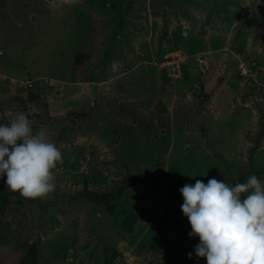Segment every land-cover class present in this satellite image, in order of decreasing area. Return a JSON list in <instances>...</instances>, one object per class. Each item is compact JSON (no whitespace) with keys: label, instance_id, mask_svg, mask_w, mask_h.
I'll use <instances>...</instances> for the list:
<instances>
[{"label":"rangeland","instance_id":"374dc122","mask_svg":"<svg viewBox=\"0 0 264 264\" xmlns=\"http://www.w3.org/2000/svg\"><path fill=\"white\" fill-rule=\"evenodd\" d=\"M243 10L244 24L232 27ZM228 32L241 51L223 62L232 92L209 103L219 113L195 99L211 101L215 88L186 92L184 79L162 78L149 65L167 49L226 43ZM263 48L264 0H0V74L43 80L29 117L15 100L20 91L0 80V188L3 160L14 162H5L10 185L1 189L0 264L16 263L23 252H14L33 239L36 264H101L94 259L102 261L104 246L119 253L113 264H264ZM211 64L209 75L221 56ZM240 64L253 89L238 77ZM33 163L47 176L31 184ZM147 169L162 185L154 195L132 180ZM92 173L83 187L82 175ZM123 176L129 187L105 203L80 194L115 195ZM140 202L143 231L124 239L105 208Z\"/></svg>","mask_w":264,"mask_h":264},{"label":"trees","instance_id":"16d2710c","mask_svg":"<svg viewBox=\"0 0 264 264\" xmlns=\"http://www.w3.org/2000/svg\"><path fill=\"white\" fill-rule=\"evenodd\" d=\"M154 29L156 30V28H154ZM165 33H166V36L168 34H170L169 32H165ZM179 35L183 37L182 30L179 31ZM174 50H181V49H173V50L170 49V51H174ZM170 51H167V52H170ZM181 51L183 53H185V51H183V50H181ZM164 53H166V52H164ZM164 53H162V54H164ZM185 54L188 55L187 53H185ZM249 66L252 68V71H256L257 74L262 72V71H259L258 69H255V66L253 67L250 64H249ZM238 72H239V70H238ZM182 73H183V66H182ZM238 77H242L240 72L238 74ZM26 79H32V78H26ZM241 80L242 79L238 78V81H241ZM250 80L254 81L255 79L250 77L249 81ZM42 81L43 80L42 79L40 80V78H39L37 81H35V83L33 84L32 88H29L27 91L22 92L17 97H15L16 98L15 100L19 102V105H18L19 111H21L25 117H29L31 115L32 110L38 108V104L40 102L39 94H41V92L43 91V90L40 89L41 88L40 85H41V83H43ZM246 81L247 80L243 79L241 82L242 83L244 82V86H248V88L253 89L252 87H250V85H249L250 83L249 82L246 83ZM43 85H45V84H43ZM46 85L44 86L45 88H46ZM59 86H60L59 91L53 90L54 92L56 91L57 94H60L61 89L63 90V86L62 85H59ZM42 89H43V87H42ZM249 92H251V91H249ZM3 162H4V164L2 165L1 170H2V178H3L5 183H2L3 184L2 187H5L6 184L10 185V183H9L10 181L7 178L8 169L5 168L7 163H5V162H9L11 164H13L14 162H13V159H9V160L8 159H4ZM69 169L73 170V173L70 174L71 181H73L74 173L75 172L79 173L81 171L77 170V166L75 164H74V166H72V168H69ZM147 170H149V171L147 173H145V175L138 176V177H136V176L134 177L133 176L134 178H132V180H133V182L136 180V181L140 182V184H143V183L145 184L146 183L148 185V189L146 188V190H147L146 194L154 195L153 194L154 192L162 189V185L154 177L155 171L152 170V169H147ZM31 172L32 171L29 170V172H28L29 177L31 176ZM63 172H65V170ZM250 174H252V173H249V175ZM34 177H35V174H34L33 177H30V183L31 184H32V179ZM96 178H97V176L94 173H92L91 175H87V176L86 175H82L81 181H82L83 187L86 186V183H87L88 179L91 181V180H95ZM23 182H24V180H23ZM25 182H27V181H25ZM129 182H130V179H128L127 177L123 176V178L121 179V181L119 183V191L117 193H114L115 195L110 194V193H93L91 191L89 193L86 190V188H84L83 191L80 194L85 195L86 198H88L87 201H89V202L93 201V202H98V203L102 204V203H105L108 200L109 197H114V196L116 197V196L122 195L124 190L129 187V185H130ZM39 186H40V183L38 185H36L35 187L38 188ZM2 187L0 188V205L4 206L5 205V200L4 199L6 197L2 198V196H3V191H1V189L3 190ZM9 187H8V190H9L10 194H15L14 192L17 191V190H19V191L15 195H17L19 192L22 194V192H21L22 190H20V187L17 186V190H10ZM134 190L135 189L132 186V191H130L131 194L132 193L133 194L136 193V196L138 198H142V200L145 201V198L143 196L144 195L143 192H140L137 189L135 190V192H133ZM0 207H2V206H0ZM115 210H116L115 204H112V203H109L107 205V207L105 208V212L106 213H108L109 215H113L114 214L115 220H116V226L118 227V233L121 235V237L124 238V239H126V238L128 239V237H129V239L133 238V240L135 241L137 239L136 237L143 231V228L138 226V223H139V219L138 218H142L141 217L142 216L141 211H144L145 213L147 212V210L143 207V203L140 202V204H138V203L135 204V206L132 209L126 208L123 205L122 208L119 210L120 212H116ZM144 224L145 223H143V227H144ZM28 229H30V226L28 227ZM22 230H23V228H21V231ZM4 236L6 237L7 234H4ZM106 249L108 250V247L104 246L103 247V251H102V254H103L102 255V257H103L102 261L99 260V255L98 256L96 255V258L94 259L95 263L96 262H100L101 264H113L115 259L118 257L119 253H117V251H115V249H112L113 250L112 252H111L110 249L108 251ZM39 255H40V248H39V245H38V240L36 242V240L33 239V241L31 243H27L25 251L23 252L22 256L19 258V260L16 263H13V264H36L37 260L39 259Z\"/></svg>","mask_w":264,"mask_h":264},{"label":"crops","instance_id":"0c3cea01","mask_svg":"<svg viewBox=\"0 0 264 264\" xmlns=\"http://www.w3.org/2000/svg\"><path fill=\"white\" fill-rule=\"evenodd\" d=\"M232 9V8H231ZM245 16H244V10H243V12H242V15H240V17L238 18V19H236L235 20V22L233 23V25H232V27H235L238 23H240V22H242V25L244 24V22H245ZM182 27H181V30H182V35L184 34V36H186V28H187V23H185V22H183L182 23V25H181ZM153 31H155V32H157V30H155V29H152ZM183 31H184V33H183ZM169 32V31H168ZM161 34H162V31H161ZM163 35L164 36H166V33H163ZM243 34H240V36H238V37H240L241 38V36H242ZM154 36H155V34H154ZM236 36V35H235ZM227 37H228V39H227V41H226V43H223V41H219L220 42V44H218V45H216V46H211L209 43H207V42H204L203 43V45L202 46H200V52H198V50H192L191 52H188V51H186V50H183V51H185V53H187L188 55H189V58L187 59V61H185V63L183 64V73H182V76H181V78L179 79V80H182V79H184L185 81H186V83H187V85H188V87H190V90L188 89V90H186V92H190V91H192L193 89L194 90H196V89H199V87L201 88V90L203 91V93H205L207 90H208V92L209 91H211L212 90V88H215L216 90H214V92H213V94H212V97H211V101H207V95L205 94V96L204 97H195V99H200V102L199 103H203V105H204V107H202L201 109H200V107L198 106V108L200 109V110H204L205 112H207L208 110H207V106H209L210 107V110H213V112H215V113H219V110H218V107L217 106H215V105H213V106H211V104H212V102H213V104L214 103H216V99H217V97H218V95H220L221 93H223V92H226V90H229V91H231L232 92V90H230L229 89V84H228V82L225 80V77H224V75H223V71H224V64H223V62H226L227 61V53H232V55H234L235 53H237L236 55H234L235 57H237V55H240L237 51H241V49L239 48H237V49H235V43L234 42H232L233 41V35H231V33L230 32H228L227 33ZM149 39V38H148ZM154 41H158V40H154ZM260 42V41H259ZM232 43H234V46L232 45ZM260 46H261V44H257V47H258V50H261L260 49ZM177 49H181V48H177ZM264 49V48H263ZM173 50V49H172ZM167 51H170V49H167V50H165L164 52H167ZM163 52V53H164ZM202 52H205V53H209L210 55H211V59H210V61H209V63H207V69L205 70V72H202V71H200L199 70V67H200V64L196 61V59L194 58V56H195V54L196 53H202ZM215 53L216 54H219V57L221 56V64H218L216 67L217 68H215V72L212 74V75H209L208 74V71L210 72V70H211V66H212V64H211V62H213L214 61V56H215ZM137 55H139V54H137ZM151 55H153V53L151 54ZM193 56V57H192ZM241 57V56H240ZM238 58V57H237ZM248 58L249 57H244V59L243 60H245V61H248ZM213 60V61H212ZM153 61L154 60H151L149 63V65H151V66H156L157 68H158V70H159V72H160V76L163 78V76H164V71L161 69V68H159L158 67V65L157 64H155V63H153ZM191 65H193V67H194V71L193 72H195L194 74H188L187 72H186V68L188 67V66H191ZM147 67V66H146ZM125 70H124V72H127V71H129L128 70V68L126 67V68H124ZM201 69V68H200ZM220 71H221V73H220ZM161 73H163V75L161 74ZM178 80V81H179ZM239 84H240V82L238 83V85H237V87H236V89H238L237 91H235L236 93H235V97H241L242 95H241V93L242 94H244L243 92H242V90H241V88H240V86H239ZM235 89V90H236ZM234 91V90H233ZM185 92V91H184ZM185 92V93H186ZM185 93H183L184 95H185ZM2 96V95H1ZM180 96V95H179ZM244 96V95H243ZM246 96V95H245ZM0 99H1V97H0ZM234 100V99H233ZM172 101H173V99H172ZM204 101H206L207 102V104H206V106H205V104H204ZM170 102V101H169ZM211 102V104H209ZM232 103V102H231ZM192 104H193V108L195 107V105H196V102H194L193 103V101H192ZM172 106V105H171ZM182 107L183 106H185V105H181ZM214 109L216 110V111H214ZM174 110H175V108H174ZM209 110V111H210ZM37 165V164H36ZM35 165V163H33V165H31V166H27V167H30L29 168V170H34V173L37 175H40V176H42V177H45V176H47L46 175V173H40L39 174V168H38V166H36ZM32 166H34V167H32ZM35 169H38V170H35ZM39 176V177H40ZM20 235V234H19ZM22 235H20L19 237H20V239L22 238L21 237ZM24 241H23V245H22V247L24 248L25 246H24ZM27 245V244H26ZM26 248V247H25ZM25 251V249H22L21 251H16V252H14V253H22V252H24Z\"/></svg>","mask_w":264,"mask_h":264},{"label":"built area","instance_id":"2783aa9c","mask_svg":"<svg viewBox=\"0 0 264 264\" xmlns=\"http://www.w3.org/2000/svg\"><path fill=\"white\" fill-rule=\"evenodd\" d=\"M196 56V54H195ZM189 58L188 55L183 53L181 50H174L170 52H166L162 54L161 61L158 65L160 67H163L165 76L168 79H177L181 77L182 75V66L185 63V61ZM211 55L207 52H202L199 54V58H196V61L200 64V67H203L204 65H207V63L210 61ZM242 65H238V69L240 74L243 77V72L241 71ZM252 71V68H251ZM257 74L256 71H252ZM243 79H245L243 77ZM0 80H6L7 88L9 90L17 89L20 91V93L27 91L29 88L33 87V84L35 83L34 79H19V78H11V77H5L2 74H0Z\"/></svg>","mask_w":264,"mask_h":264},{"label":"clouds","instance_id":"9594fccd","mask_svg":"<svg viewBox=\"0 0 264 264\" xmlns=\"http://www.w3.org/2000/svg\"><path fill=\"white\" fill-rule=\"evenodd\" d=\"M239 70V69H238ZM51 166V165H50ZM52 168H53V166H51ZM55 169H57V167H55ZM38 175V174H37ZM35 176H36V174H35ZM40 176V175H39ZM40 177H42V176H40ZM34 180H36V178L34 177L33 178Z\"/></svg>","mask_w":264,"mask_h":264},{"label":"bare ground","instance_id":"6f19581e","mask_svg":"<svg viewBox=\"0 0 264 264\" xmlns=\"http://www.w3.org/2000/svg\"><path fill=\"white\" fill-rule=\"evenodd\" d=\"M157 64V63H156Z\"/></svg>","mask_w":264,"mask_h":264}]
</instances>
